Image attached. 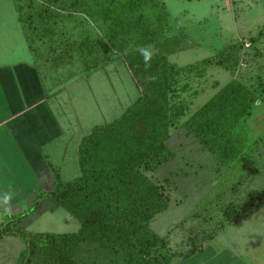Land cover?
I'll list each match as a JSON object with an SVG mask.
<instances>
[{"label":"rangeland","instance_id":"1","mask_svg":"<svg viewBox=\"0 0 264 264\" xmlns=\"http://www.w3.org/2000/svg\"><path fill=\"white\" fill-rule=\"evenodd\" d=\"M87 1L97 7L90 11L94 20L93 12L100 5L114 18L124 20L129 42L126 51L140 50L145 65L156 57L173 65L167 101L169 137L165 145L174 156L145 172L168 197L167 208L147 223L148 230L165 242L157 248V255H172L170 263L180 264V254L195 247L204 249L182 263L191 264L198 256L204 257L208 247L220 250L226 240L239 234L241 251L256 239V233L241 239L242 233L264 231V197L256 199L251 208L235 212L250 203L247 196L251 191L264 188V0H157L155 6L139 11L131 10L128 0ZM17 3L0 0V42L7 45L10 54L32 56L39 66H70L81 73L80 80L88 83L74 85L61 92L60 99L57 97L56 105L60 106V114L63 108L66 110L62 119L69 127L57 141L59 149L50 151L48 161L59 168L63 180H70L79 173L76 136L83 137L95 125L121 116L139 98L140 88L126 67L124 52H113L98 39L102 37L98 29L104 24L100 21L104 14L99 15L96 27L87 5L71 18L61 16L51 36L27 35L18 19ZM206 59L212 63H202ZM193 64L192 69L187 68ZM233 80L252 90L257 101L235 127L234 134L243 148L233 162L223 165L202 148L184 123ZM21 207L19 211L27 204ZM46 212L26 230L77 231L78 220L63 207ZM38 246L34 264L57 260L59 246L44 242ZM91 246L83 245L80 252L76 251L77 257H92ZM24 250L25 242L20 237L1 239L0 264H20Z\"/></svg>","mask_w":264,"mask_h":264},{"label":"trees","instance_id":"2","mask_svg":"<svg viewBox=\"0 0 264 264\" xmlns=\"http://www.w3.org/2000/svg\"><path fill=\"white\" fill-rule=\"evenodd\" d=\"M16 1L18 19L25 34L45 37L55 32L56 21L61 20V16L71 18L90 3L87 0ZM157 3V0H128L130 9L138 11ZM99 7L93 12L96 20L90 11L97 7L90 4L86 8L96 27L99 15L104 14L100 20L104 24L97 28L102 36L98 39L111 51L124 52L126 67L140 88V96L121 116L95 125L80 139L76 177L63 180L59 168L47 159L54 187L39 189L28 208L8 214L0 222V239L18 236L25 242L20 264H34L40 242L61 248L57 260L49 264H171L173 258L157 255V248L165 242L147 227L151 218L167 208L168 197L161 186L145 175L174 156L165 145L169 137L167 101L173 65L159 57L145 65L140 50L126 51L129 42L124 20L114 18L103 5ZM202 63L212 62L206 59ZM193 67L194 64L187 66L188 69ZM256 101L252 90L233 80L188 118L184 126L221 164H230L243 148L234 134L235 127L250 113ZM247 197L250 203L235 212L251 208L256 199L264 197V188L251 191ZM46 199L53 203L40 204ZM59 206L80 222L77 232L31 233L26 230L40 214ZM85 244L93 247L92 257L87 260L77 257L76 253ZM203 250L195 247L187 254H180L182 262L179 263Z\"/></svg>","mask_w":264,"mask_h":264},{"label":"crops","instance_id":"3","mask_svg":"<svg viewBox=\"0 0 264 264\" xmlns=\"http://www.w3.org/2000/svg\"><path fill=\"white\" fill-rule=\"evenodd\" d=\"M80 77L81 73L64 64L39 66L32 56L10 54L7 45L0 42V222L8 214L21 212L23 204L28 208L39 189L54 187L47 159L51 150L59 149L57 141L69 127L62 119L66 110L60 114L56 105L57 97L60 99L59 94L74 85L88 84ZM76 137L80 141L82 136ZM52 203L46 199L40 204ZM56 208L46 211L55 212ZM254 233L256 239L241 251L239 234L226 240L220 250L208 247L204 257L198 256L191 264H264V231L242 233L241 239ZM6 238L11 236L2 239Z\"/></svg>","mask_w":264,"mask_h":264}]
</instances>
